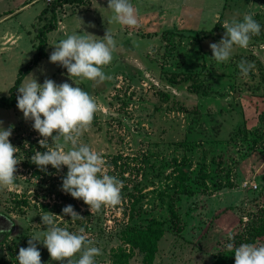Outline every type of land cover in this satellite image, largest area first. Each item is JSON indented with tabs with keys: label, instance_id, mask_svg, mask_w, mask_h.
<instances>
[{
	"label": "rangeland",
	"instance_id": "obj_1",
	"mask_svg": "<svg viewBox=\"0 0 264 264\" xmlns=\"http://www.w3.org/2000/svg\"><path fill=\"white\" fill-rule=\"evenodd\" d=\"M52 1L0 0L1 47L15 43L0 56V98L9 96L19 70L36 54V33L49 24ZM130 2L137 12L135 28L109 23L108 0L60 7L58 28L47 34L48 56L30 73L41 85L52 79L76 87L65 68L49 62L53 47L73 33L103 38L110 30L116 50L103 71L111 79L77 84L98 106L80 143L100 154L106 174L122 181L121 202L91 214L82 200L61 190L66 167L58 172L49 165L45 172L32 163L35 152L46 151L33 122L25 121L18 108H0L2 127L14 126L9 139L19 149L20 161L15 187L0 189L2 264H18L19 249L47 230L41 216H63L68 205L83 219L72 222L63 216L55 222L73 233L85 229L102 253L95 264H113L119 248L131 253L129 264H145L123 231L147 225L151 218L168 228V206L174 202L183 231L167 230L153 264H214L227 249L222 242L237 231L241 219L251 221L264 210V0ZM13 12L21 14L6 17ZM245 14L260 24V34L246 49L234 48L227 62L217 63L209 45L224 37L225 21L242 22ZM7 30L19 37L2 41ZM165 30L174 31L170 42L162 37ZM191 36L199 37V43H192ZM241 60L255 65L247 77L238 68ZM176 161L189 173L187 183L195 195L179 194ZM37 248L42 264H59L50 260L42 243Z\"/></svg>",
	"mask_w": 264,
	"mask_h": 264
},
{
	"label": "clouds",
	"instance_id": "obj_2",
	"mask_svg": "<svg viewBox=\"0 0 264 264\" xmlns=\"http://www.w3.org/2000/svg\"><path fill=\"white\" fill-rule=\"evenodd\" d=\"M107 9L112 13L109 23H117L128 28L138 25L137 12L130 0H108ZM226 30L218 43L209 45L212 59L217 63L227 62L234 48L246 49L253 36L261 32L260 24L253 15L245 14L242 22L225 21ZM50 54L49 62L67 70V82L57 84L52 79H45L39 84L29 74V79L18 88L17 108L25 121H32V128L42 139L39 140L44 152H35L31 161L41 171L51 165L58 172L67 168L62 180V191L76 200H82L91 214L99 213L104 208L115 207L121 202L122 181L105 173V161L99 153L80 143L81 136L87 132L97 111L95 98L89 95L78 83L87 81L104 82L111 79L103 68L109 65L116 50V41L109 29L103 38L90 33H73L62 39ZM255 65L245 60L238 64L241 75L247 77ZM73 78H77L74 80ZM14 126L7 129L0 122V189L12 190L15 187L18 148L10 143ZM49 139L52 143L49 145ZM63 216H70L71 221L83 219L71 205L62 210ZM57 216L46 212L41 216V230L28 240L26 248L21 247L16 257L18 264H42L37 242L47 249L50 260L59 264H95V257L101 250L93 246L83 227L73 233L57 226ZM229 251L234 249L235 264H264V245L243 243L234 247L227 245ZM79 254V255H78ZM78 255V258H76Z\"/></svg>",
	"mask_w": 264,
	"mask_h": 264
},
{
	"label": "trees",
	"instance_id": "obj_3",
	"mask_svg": "<svg viewBox=\"0 0 264 264\" xmlns=\"http://www.w3.org/2000/svg\"><path fill=\"white\" fill-rule=\"evenodd\" d=\"M93 0H54L50 4L49 11L51 12L52 18L49 24L39 28L36 33V39L38 45L36 46L37 52L33 59L18 72V77L14 85L10 89L9 96L0 98V108L12 109L17 108V96L19 95L18 88L23 83L26 76H28L32 70L40 64V62L48 56L46 49L48 46L47 34L58 28L57 10L64 5H88ZM174 35L173 30H165L162 34L163 39L167 42L172 40ZM192 43H199V37L191 36ZM194 92H198L199 87L195 85L193 87ZM176 170L179 174L177 175V187L179 194L183 195H195L196 191L193 187L187 183L191 180L189 173L185 171V168L179 166L178 161L175 162ZM202 173V171H200ZM207 175L203 176V180H206ZM190 185V186H189ZM230 186V185H229ZM172 198L171 202H174ZM169 215L171 224L167 228L165 223L156 219L151 218L147 225L142 227H132L124 230V239L132 249H137L143 254V262L145 264H153L154 260L159 251V243L167 230L172 228L176 232L183 231V224L177 207L174 203H170ZM247 220L246 225H242ZM250 220V219H249ZM248 219H241V226L235 231L229 238L225 239L222 243L228 245L232 243L234 247H238L243 243H255L258 246H262L261 241L264 239V210H260L254 218L249 221ZM131 253H127L126 249L119 248L118 252L115 251L111 257L113 264H129ZM0 264H2L0 262ZM214 264H235L234 249L229 251L228 248L219 255Z\"/></svg>",
	"mask_w": 264,
	"mask_h": 264
},
{
	"label": "crops",
	"instance_id": "obj_4",
	"mask_svg": "<svg viewBox=\"0 0 264 264\" xmlns=\"http://www.w3.org/2000/svg\"><path fill=\"white\" fill-rule=\"evenodd\" d=\"M28 6H29V5H28ZM14 14H16V16H17V15H20L21 12H20V13H17V12L9 13V14L6 15V17H8V16L11 17V16H13ZM16 37H19V34H14V33L11 32V30H7V31H5V33H4L3 37L1 38V40L4 41L6 38H8V39L12 38V40H14ZM13 42H14V41H13ZM2 43H3V42H2ZM2 43H1V44H2ZM1 44H0V50H1L0 56H2V55H6V53H8V51H10L11 48H14V47H12V46L15 45V43H13V45H12L10 48H8V47L4 48V47H1ZM3 44H4V43H3ZM7 49H9V50H7ZM2 50H3L4 52H3Z\"/></svg>",
	"mask_w": 264,
	"mask_h": 264
},
{
	"label": "built area",
	"instance_id": "obj_5",
	"mask_svg": "<svg viewBox=\"0 0 264 264\" xmlns=\"http://www.w3.org/2000/svg\"><path fill=\"white\" fill-rule=\"evenodd\" d=\"M245 186L246 187H248L249 186V184L248 183H245ZM251 188L253 187V189H258V185L257 184H251V186H250Z\"/></svg>",
	"mask_w": 264,
	"mask_h": 264
}]
</instances>
